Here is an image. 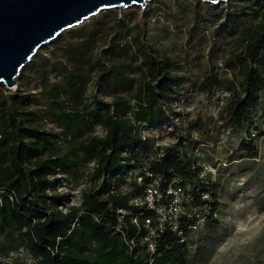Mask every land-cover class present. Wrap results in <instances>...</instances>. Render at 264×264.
<instances>
[{"label":"trees","instance_id":"obj_1","mask_svg":"<svg viewBox=\"0 0 264 264\" xmlns=\"http://www.w3.org/2000/svg\"><path fill=\"white\" fill-rule=\"evenodd\" d=\"M235 1V12H261L259 22L247 26L242 33L243 49L226 61L237 84L226 108V121L238 127L264 101V4L260 0ZM195 4L203 2L196 0ZM101 21L68 31L80 42H67L61 49L64 62L55 51L50 59L37 54L22 70L21 85L30 82L25 80L29 70L42 69V104L31 89L11 91L0 85V256L23 246L34 255V264H190L201 248L191 256L186 242L172 231L160 235L150 261L140 238L145 232L143 219L154 212L134 206L130 200L153 181L145 175V168L161 178L163 188L180 176L190 181L189 193L196 194L202 186L198 177L202 167L184 150L182 136L173 145L163 147L160 158H151L153 142L143 138L139 127L157 125L176 114L171 103L179 96L176 85L187 83L185 94L190 96L210 92L219 80L207 74L193 82L176 74L170 57L159 56L153 47H142L146 38L145 30L140 29L133 38L138 44L133 58L112 62L97 80L98 86L105 82L125 87L140 74L134 105L121 94L114 95L111 101L96 98L88 102V72L94 67L93 45L101 33ZM62 35L55 40V47L60 45ZM112 49L113 54H127L132 42L113 40ZM52 73L61 78L50 82ZM48 121L55 124L53 129L45 128ZM96 125L105 130L104 134H92ZM203 126L202 119L197 118L189 123V130ZM256 129L264 135V123ZM258 139L252 134L242 139L240 153L233 159L257 157ZM89 162L96 164L92 177L107 174L106 180L100 188L95 185L84 190L80 205L64 210L61 204L65 197L57 191L58 174L67 169L80 171L81 165ZM130 170L132 189L120 190ZM138 175L143 176L141 182ZM215 185L209 182L208 188L204 187L213 199L212 213L218 212L219 205ZM113 188L116 191L112 192ZM196 201L203 203L197 196ZM216 221L217 217L209 214L204 224L210 229ZM189 231L186 229V234Z\"/></svg>","mask_w":264,"mask_h":264},{"label":"rangeland","instance_id":"obj_2","mask_svg":"<svg viewBox=\"0 0 264 264\" xmlns=\"http://www.w3.org/2000/svg\"><path fill=\"white\" fill-rule=\"evenodd\" d=\"M195 1L152 0L145 9L138 5L124 10L108 9L87 20L84 24L101 19L102 30L93 45L94 67L88 72L91 80L85 98L88 102L96 98L111 101L114 95L121 94L134 105L133 94L142 79L140 74L135 75L137 80L133 84L125 87L105 82L98 86L97 80L112 62L133 58L138 52L133 38L140 29L145 30L146 38L142 47H153L159 56L170 57L176 74L193 82H199L207 74L216 75L219 81L210 92L199 91L187 96V83L176 85L179 96L171 101L176 114L162 123L143 128L147 138L158 147L173 145L182 136L184 150L202 167L206 178L216 184L219 202L216 223L210 229L203 224L185 237L191 256L201 248L200 255L190 264H264V135L256 129L264 123V101L246 115L241 126H232L226 121V108L237 89L234 71L226 67V61L243 49L242 33L247 26L259 22L261 12L257 13V9L235 12V0L217 4L202 1L203 5L199 6ZM260 4H264V0H260ZM122 24L127 27L124 29ZM62 36L60 45L55 47L54 40L38 54L50 59L55 51L64 62L61 49L67 42L80 41L68 31ZM113 40L131 41L132 50L127 54H113ZM41 71L40 67L29 70L25 80L30 82L21 85L23 79L18 78L17 87L11 91L31 89L42 104L45 96L40 91ZM60 78L61 75L52 73L49 80ZM197 118L202 119L204 126L190 131L189 123ZM54 127L52 121L45 124L47 129ZM104 132L96 125L92 134ZM251 134L259 138L258 156L233 159L240 153L242 139ZM95 165L89 162L82 164L80 171L67 169L58 174L57 191L65 197L61 208L80 205L84 190L103 185L108 175L93 178ZM132 180L130 176L126 178L120 190L130 191ZM14 262L34 264L35 257L23 246L0 256V264Z\"/></svg>","mask_w":264,"mask_h":264},{"label":"water","instance_id":"obj_3","mask_svg":"<svg viewBox=\"0 0 264 264\" xmlns=\"http://www.w3.org/2000/svg\"><path fill=\"white\" fill-rule=\"evenodd\" d=\"M152 0H0V84L18 85L22 70L46 44L108 9ZM217 4L228 0H202Z\"/></svg>","mask_w":264,"mask_h":264},{"label":"built area","instance_id":"obj_4","mask_svg":"<svg viewBox=\"0 0 264 264\" xmlns=\"http://www.w3.org/2000/svg\"><path fill=\"white\" fill-rule=\"evenodd\" d=\"M139 128L143 138H147L146 130L142 126ZM152 149L151 158H160L164 154L163 146L154 145ZM132 172L133 170H130L126 174V178L131 177ZM144 172L145 175L152 177L153 181L145 187L142 194L134 196L130 200V204L147 207L154 212V215L146 216L143 219L145 232L140 238L150 255V261H152L161 234L166 231L175 232L180 236V241L183 242L187 235L186 229L190 231L197 229L205 223L209 214L217 217L218 212H211L213 199L210 191L204 189V187L208 188L210 181L206 178L203 169L198 174L202 186L197 189L196 194L189 193L190 181L180 176L172 178L163 188L160 184V177H155V174L148 168H145ZM137 179L141 182L143 176L138 175ZM114 191H116L115 188L112 189V192ZM196 196L203 203H197ZM119 211L125 212L124 209ZM133 221L138 224V217L134 216ZM131 242L133 243L134 240L132 239Z\"/></svg>","mask_w":264,"mask_h":264}]
</instances>
